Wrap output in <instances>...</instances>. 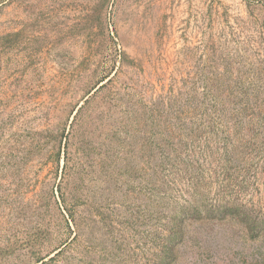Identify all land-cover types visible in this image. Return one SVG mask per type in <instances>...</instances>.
I'll return each mask as SVG.
<instances>
[{"label": "rangeland", "instance_id": "rangeland-1", "mask_svg": "<svg viewBox=\"0 0 264 264\" xmlns=\"http://www.w3.org/2000/svg\"><path fill=\"white\" fill-rule=\"evenodd\" d=\"M264 0H0V264H264Z\"/></svg>", "mask_w": 264, "mask_h": 264}, {"label": "trees", "instance_id": "trees-1", "mask_svg": "<svg viewBox=\"0 0 264 264\" xmlns=\"http://www.w3.org/2000/svg\"><path fill=\"white\" fill-rule=\"evenodd\" d=\"M248 236L253 239L264 234V222L252 221L248 226Z\"/></svg>", "mask_w": 264, "mask_h": 264}]
</instances>
